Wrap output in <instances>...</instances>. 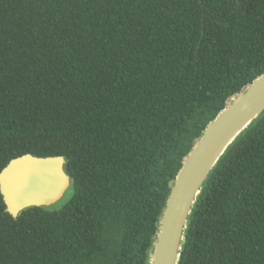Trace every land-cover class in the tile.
Returning a JSON list of instances; mask_svg holds the SVG:
<instances>
[{"label": "trees", "instance_id": "1", "mask_svg": "<svg viewBox=\"0 0 264 264\" xmlns=\"http://www.w3.org/2000/svg\"><path fill=\"white\" fill-rule=\"evenodd\" d=\"M264 73V0H0V172L62 155L70 198L14 217L0 264H149L171 183ZM178 264H264V112L189 216Z\"/></svg>", "mask_w": 264, "mask_h": 264}, {"label": "water", "instance_id": "2", "mask_svg": "<svg viewBox=\"0 0 264 264\" xmlns=\"http://www.w3.org/2000/svg\"><path fill=\"white\" fill-rule=\"evenodd\" d=\"M264 112V73L233 95L209 122L171 183L149 251V264H178L189 216L204 183L229 146ZM62 155L13 158L0 172L6 210L18 217L32 206L57 203L71 186Z\"/></svg>", "mask_w": 264, "mask_h": 264}, {"label": "rangeland", "instance_id": "3", "mask_svg": "<svg viewBox=\"0 0 264 264\" xmlns=\"http://www.w3.org/2000/svg\"><path fill=\"white\" fill-rule=\"evenodd\" d=\"M70 195V192H66L63 198L60 199L57 203L53 204L52 207L59 209L60 206L63 205L70 198Z\"/></svg>", "mask_w": 264, "mask_h": 264}]
</instances>
